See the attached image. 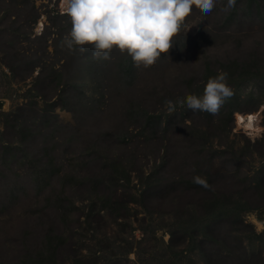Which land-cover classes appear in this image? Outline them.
Masks as SVG:
<instances>
[{"label":"rangeland","instance_id":"374dc122","mask_svg":"<svg viewBox=\"0 0 264 264\" xmlns=\"http://www.w3.org/2000/svg\"><path fill=\"white\" fill-rule=\"evenodd\" d=\"M61 2L0 0V264L47 230L65 238L50 264H264V0L193 2L147 68L63 46ZM220 72L218 113L187 107Z\"/></svg>","mask_w":264,"mask_h":264},{"label":"clouds","instance_id":"9594fccd","mask_svg":"<svg viewBox=\"0 0 264 264\" xmlns=\"http://www.w3.org/2000/svg\"><path fill=\"white\" fill-rule=\"evenodd\" d=\"M193 2L211 11L216 0H65L71 20L69 34L62 45L69 50L91 45L94 58L108 59L113 49L126 53L134 66H151L172 44ZM235 0H228V7ZM227 73L209 77L202 95L188 94L187 107L215 115L225 100L233 95ZM171 106V99L168 100ZM195 182L205 184L202 179ZM205 186H207L205 184Z\"/></svg>","mask_w":264,"mask_h":264},{"label":"trees","instance_id":"16d2710c","mask_svg":"<svg viewBox=\"0 0 264 264\" xmlns=\"http://www.w3.org/2000/svg\"><path fill=\"white\" fill-rule=\"evenodd\" d=\"M232 113H233V109L229 113L230 117L232 116ZM146 116H147L146 121H145L146 126H149L150 124L153 126H157L159 116L154 115V114H146ZM167 190H171V188H168ZM210 205H212V204H210ZM217 206L218 205H215V206L213 205L210 207V212H209L210 221H213L217 218H220L226 210L223 207H221L222 209H216ZM244 211H246V209H244ZM25 235L26 234H24V237H25ZM55 238L56 239L58 238L57 243L54 242ZM193 238H194L193 236L190 237L191 242L193 241ZM60 239L65 240V238H63L62 233L58 234V237H54L51 234V230H47V232L44 234V236L40 242L41 247L39 249L35 250L34 252H26V253L21 254V256L17 259V262L15 264H48V263L50 264V263H52L53 257H54V252L57 249V247L60 245V242H59ZM165 244L166 245L164 248L166 250H172L174 248V246L171 244V241L168 243H165ZM181 253H183V252L171 253V254L175 258H178ZM101 257L102 256L90 258L89 256L78 254V255H74L72 257L71 264H89L90 261H93V260H94L93 262L95 264H97V260H101V263H99V264H114L115 262H117L113 258H107V257L101 258ZM205 258L207 260H209L210 257L208 258V254H207ZM171 264H175V261L173 260L171 262Z\"/></svg>","mask_w":264,"mask_h":264},{"label":"bare ground","instance_id":"6f19581e","mask_svg":"<svg viewBox=\"0 0 264 264\" xmlns=\"http://www.w3.org/2000/svg\"><path fill=\"white\" fill-rule=\"evenodd\" d=\"M61 7L65 10V0H62ZM237 125L248 131L250 134H255L260 131L258 126V116L255 114H247L245 117L238 116Z\"/></svg>","mask_w":264,"mask_h":264}]
</instances>
